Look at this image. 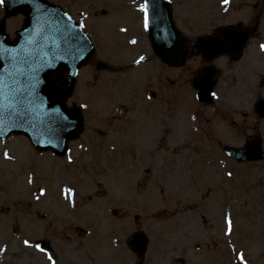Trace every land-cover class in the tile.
<instances>
[{"label": "rangeland", "instance_id": "374dc122", "mask_svg": "<svg viewBox=\"0 0 264 264\" xmlns=\"http://www.w3.org/2000/svg\"><path fill=\"white\" fill-rule=\"evenodd\" d=\"M46 1L83 24L94 45L67 100L82 109L84 126L65 157L35 150L24 136L0 142V264H52L48 255L55 264H138L123 246L113 248L136 231L154 264L173 262L157 255L160 247L189 264H240L239 253L246 264H264V118L253 113L254 99H264V0H171L177 28L192 41L218 26L258 25L238 64L215 61L220 78L209 107L194 104L190 86L203 60L192 52L179 69L162 64L139 3ZM0 21L11 39L24 24L21 15L5 18L2 5ZM254 134L261 161L225 157L224 147ZM40 240L48 251H36Z\"/></svg>", "mask_w": 264, "mask_h": 264}, {"label": "water", "instance_id": "95a60500", "mask_svg": "<svg viewBox=\"0 0 264 264\" xmlns=\"http://www.w3.org/2000/svg\"><path fill=\"white\" fill-rule=\"evenodd\" d=\"M148 4L149 39L153 50L167 64L175 66L182 56L185 39L174 28L168 0H148ZM3 5L7 17L22 13L26 25L16 33L19 37L16 42H10L0 23V79L3 81L0 84L3 89L0 93V139L4 141L10 134H24L34 147L52 149L57 155H63L68 138L81 133L82 118L77 109L68 112L63 102L53 99L52 78L58 70H67V77L62 81L64 94L72 93L78 68L89 60L93 47L81 28L57 5L44 0H5ZM217 34L219 39L209 41L218 49L213 56L227 52L226 45L222 44L224 40L229 41L226 37L230 38L228 28L217 30ZM244 34L240 45L247 38V33ZM208 75L213 76L214 71ZM213 84L210 82L202 87L194 81L203 102H210ZM257 107L264 108V102H259ZM63 116L68 119L63 120ZM225 152L238 161L260 158L257 140L243 149H226ZM132 240L129 247L141 254L145 247L143 236L136 234Z\"/></svg>", "mask_w": 264, "mask_h": 264}, {"label": "snow or ice", "instance_id": "6c2138e0", "mask_svg": "<svg viewBox=\"0 0 264 264\" xmlns=\"http://www.w3.org/2000/svg\"><path fill=\"white\" fill-rule=\"evenodd\" d=\"M4 2H5V0H0V5H2ZM223 3L224 4H228L229 3V0H223ZM139 11L141 13H143V26H144L145 30H148V27H149V4H148V0H145L144 4H142L139 7ZM69 19H70V17H69ZM83 27H84L83 24H81L80 25V28H83ZM121 31H125V29H121ZM131 43L135 44L136 41L133 40V41H131ZM260 49H261V51H264V44H261L260 45ZM144 59L145 58L143 56H141L139 59H137L135 61V63L136 64H140L141 62L144 61ZM21 75H23V72H21ZM2 83H3V81H2V79H0V84H2ZM29 86L30 87H35V85H32V84H30ZM2 91H3V89L0 88V93H2ZM17 91H20V90L17 89ZM213 96H215V93H213ZM81 107H87V106L86 105H81ZM61 118L63 120H65V121L68 119L66 116H63ZM193 119H195V117H193ZM4 157H5V159H9V156H8V153L7 152L4 153ZM227 175H228L229 178L232 177V173L231 172H228ZM31 182L32 181L30 179L29 180V183H31ZM65 191H67V189H65ZM43 195H44V191L41 190L40 191V196H43ZM37 199H39V197H37ZM225 222L227 224V231L225 232V235H229L230 236L232 234V231H233V223H232V220L230 219V217H226L225 218ZM24 246L26 248H32L33 247V245L28 240H25L24 241ZM35 247H36V251H38V252H43L44 251L42 248H40L39 245H36ZM3 251H5V249L0 248V252H3ZM47 258H48L49 261L52 262V264H55V262L53 260V257L51 255H48ZM237 259L240 261V264H246V261L244 259V254L243 253H239L237 255Z\"/></svg>", "mask_w": 264, "mask_h": 264}, {"label": "flooded vegetation", "instance_id": "af4514ba", "mask_svg": "<svg viewBox=\"0 0 264 264\" xmlns=\"http://www.w3.org/2000/svg\"><path fill=\"white\" fill-rule=\"evenodd\" d=\"M185 52H186V58L189 56V55H191V53L193 52V53H196L197 54V56H199L198 55V50L196 49V48H194V46L192 45V46H190L189 44L187 45V47H186V50H185ZM203 61H206L207 62V59L205 58V57H202V56H199ZM232 63H234V62H232ZM160 254H162V248L160 247L159 249H158V256L160 255ZM157 257V256H156ZM148 258V256H146L145 257V259H147ZM149 260H150V264H154V261L151 259V258H149ZM155 264H158V263H156L155 262ZM184 264V263H183Z\"/></svg>", "mask_w": 264, "mask_h": 264}]
</instances>
